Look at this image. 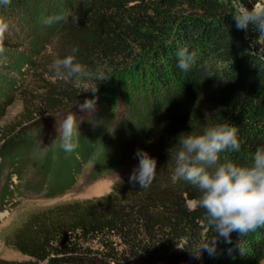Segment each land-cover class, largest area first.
I'll return each instance as SVG.
<instances>
[{"label":"trees","instance_id":"16d2710c","mask_svg":"<svg viewBox=\"0 0 264 264\" xmlns=\"http://www.w3.org/2000/svg\"><path fill=\"white\" fill-rule=\"evenodd\" d=\"M58 1L73 14L55 30L67 51L63 55L77 47L79 63L91 71L99 68L110 78L98 85L92 113L81 112L78 103L93 97L84 91L99 81L85 79L80 88L71 81L46 83L43 103L25 112V122H19L18 129L10 127L0 145V170H7L1 202H9L12 174L29 189L55 196L72 187L85 163L93 172L111 171L122 163L127 140L118 143L115 127L104 134L109 112L104 100L115 89L118 97H129L143 112L145 128L138 133L137 147L156 159L157 174L146 189L131 185L129 178L115 183L109 193L95 198L119 199L105 213L94 212L89 205V213L77 214L67 231L62 228L55 236L45 230L40 244L33 245L41 250L39 264H258L264 227L239 241L243 254L234 232L232 244L219 241L215 256L206 251L199 255L200 242L216 233L204 210L195 206L199 190L184 180L173 181L171 159L180 134H199L217 123L236 126L241 143L238 152L221 153V161L248 165L256 148L264 147V66L256 62L254 52L264 48V41L254 40L252 32L246 38L232 17L257 0ZM38 2L11 0L0 5V20L13 26L16 14L29 6L35 9ZM252 40L256 49L251 48ZM9 46L8 38L0 40V47ZM185 46L196 52L197 63L182 72L177 52ZM206 69L214 76L204 79ZM53 109L65 116L72 112L78 120V147L72 153L60 147L58 132L45 144L39 140ZM130 162L133 171L139 160L132 155ZM78 229L83 234L113 233L122 247L97 252L64 245L67 232Z\"/></svg>","mask_w":264,"mask_h":264},{"label":"rangeland","instance_id":"374dc122","mask_svg":"<svg viewBox=\"0 0 264 264\" xmlns=\"http://www.w3.org/2000/svg\"><path fill=\"white\" fill-rule=\"evenodd\" d=\"M63 9L58 0H40L35 9L29 6L21 14H16L14 25L9 26L4 35L9 39L10 46L0 47L3 48L0 53V145L10 127L18 129L19 122H25V112L43 103L46 83L60 80L49 71V65L55 57H64L67 51L55 35L57 24L45 25L41 20ZM118 95L115 89L104 100V107L109 110L104 134L115 127L118 143L127 140L126 159L116 163L113 170L103 172H93L90 163H85L72 187L55 196H47L44 190L29 189L12 174L10 181L14 186L9 185V202L0 200V264H39L41 250L33 245L40 244L45 230L51 229L56 236L62 228L67 229L68 222L77 214H88L89 205L93 206L92 211L100 213H105L109 204L111 207L112 204L118 205L119 199L95 198L109 193L118 181L129 178L133 166L130 157H135L138 133L145 128L141 108L129 97L120 98ZM64 117L62 111L53 109L39 138L42 144L58 132ZM6 173V169L0 170V188L5 183ZM127 200L134 199H124ZM63 242L78 250L97 252H103L107 247L115 252L122 247L113 233L83 234L80 229L67 232ZM43 250L48 251V248ZM258 264H264V246Z\"/></svg>","mask_w":264,"mask_h":264},{"label":"clouds","instance_id":"9594fccd","mask_svg":"<svg viewBox=\"0 0 264 264\" xmlns=\"http://www.w3.org/2000/svg\"><path fill=\"white\" fill-rule=\"evenodd\" d=\"M11 0H0V5H9ZM73 14L65 9L59 14L42 18L41 23L52 25L67 23ZM237 30L256 34V41H264V0L254 3L251 8L242 7L233 15ZM8 24L0 20V40L8 31ZM251 48L254 47L253 41ZM3 48H0V53ZM77 47L64 57H55L49 65V71L65 82L71 81L74 87L80 88L85 79H94L99 83L84 92H91L92 98H86L78 103L81 112L95 111L98 97V85L107 81L108 77L101 69L91 71L76 59ZM256 62L264 66V48L254 50ZM177 67L182 72L191 70L197 63V54L188 47H182L177 52ZM253 67L256 63L252 60ZM214 76L205 70L204 79ZM62 141L60 147L66 153H72L78 147L76 134L78 120L74 113L69 112L57 128ZM178 149L171 155L174 161L173 181L184 180L195 186L200 195L195 206L203 209L205 220L212 227L216 236L211 240H202L199 244V255L206 251L209 256L217 254L218 243L232 244V233L238 234L237 247L241 254L243 248L239 244L242 238L264 227V147L256 148L251 156V163L240 165L231 160L221 161V153L226 151L238 152L241 143L236 126L225 122L212 124L199 134H180L177 140ZM138 165L129 176V183L139 184L141 189L148 188L157 174V161L143 149H137L134 154ZM191 205L189 209L191 210ZM178 247V246H177ZM184 249L182 247H178ZM231 253L232 249H228ZM196 254V253H195ZM197 255V254H196ZM197 255V257H199Z\"/></svg>","mask_w":264,"mask_h":264}]
</instances>
